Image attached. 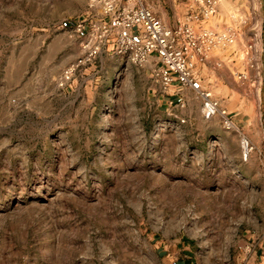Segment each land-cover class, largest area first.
Returning a JSON list of instances; mask_svg holds the SVG:
<instances>
[{"label": "rangeland", "instance_id": "obj_1", "mask_svg": "<svg viewBox=\"0 0 264 264\" xmlns=\"http://www.w3.org/2000/svg\"><path fill=\"white\" fill-rule=\"evenodd\" d=\"M137 3L169 27L192 24L185 0ZM100 11L0 0V264H258L264 52L229 24L233 42L196 61L226 128L193 90L164 92L152 59L114 53L112 39L84 52L74 22ZM216 21L202 26L228 29Z\"/></svg>", "mask_w": 264, "mask_h": 264}, {"label": "built area", "instance_id": "obj_2", "mask_svg": "<svg viewBox=\"0 0 264 264\" xmlns=\"http://www.w3.org/2000/svg\"><path fill=\"white\" fill-rule=\"evenodd\" d=\"M185 1L191 8L188 19L192 24L169 27L137 0H98V17L85 13L73 26L86 36L81 48L88 55L112 39L114 53L127 54L134 63L152 59L151 74L164 92L174 84L193 90L202 99V116L220 114L223 125L229 128L232 121L227 111L219 107L218 100L202 86L196 61L204 60L212 48L232 43L233 33L231 29L217 31L202 26L203 20L214 14L219 0ZM72 70L70 67L66 73ZM242 147L246 155L250 146L243 141Z\"/></svg>", "mask_w": 264, "mask_h": 264}, {"label": "crops", "instance_id": "obj_3", "mask_svg": "<svg viewBox=\"0 0 264 264\" xmlns=\"http://www.w3.org/2000/svg\"><path fill=\"white\" fill-rule=\"evenodd\" d=\"M220 1H218L215 10V16L217 18L214 24L215 28L228 27V29H231L229 24H235L236 30L239 31L238 34L242 35L246 40V43L240 44V46L246 50H250L252 53L262 54L264 52V0H252L253 6L249 0H223V5H220ZM230 10L236 12V15H232ZM172 87H175L178 91L189 89L181 88L177 84L172 85ZM171 253L174 254L175 252ZM167 256H170V254ZM254 256L262 260L258 264H263L264 247L257 249ZM184 261L182 259H176L175 263L185 264Z\"/></svg>", "mask_w": 264, "mask_h": 264}]
</instances>
